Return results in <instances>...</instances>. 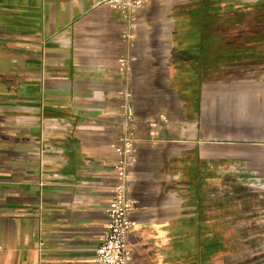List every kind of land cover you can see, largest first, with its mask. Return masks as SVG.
Listing matches in <instances>:
<instances>
[{
	"label": "crops",
	"instance_id": "obj_1",
	"mask_svg": "<svg viewBox=\"0 0 264 264\" xmlns=\"http://www.w3.org/2000/svg\"><path fill=\"white\" fill-rule=\"evenodd\" d=\"M126 31L102 0H0V264H95L126 132V264H264V0H148Z\"/></svg>",
	"mask_w": 264,
	"mask_h": 264
},
{
	"label": "built area",
	"instance_id": "obj_2",
	"mask_svg": "<svg viewBox=\"0 0 264 264\" xmlns=\"http://www.w3.org/2000/svg\"><path fill=\"white\" fill-rule=\"evenodd\" d=\"M102 2L109 4L122 14L127 24V31L124 36L132 39L137 13L148 0H102ZM120 63L122 67L129 69V59L127 57L121 58ZM127 114L130 117L131 111L128 110ZM112 146L117 153L114 164L117 179L112 186L113 194L108 204L109 221L101 242L96 248L95 264H126L131 254L128 233L132 227V222L129 214L134 205L128 198L127 192L129 167L134 161V139L132 134L124 133Z\"/></svg>",
	"mask_w": 264,
	"mask_h": 264
},
{
	"label": "rangeland",
	"instance_id": "obj_3",
	"mask_svg": "<svg viewBox=\"0 0 264 264\" xmlns=\"http://www.w3.org/2000/svg\"><path fill=\"white\" fill-rule=\"evenodd\" d=\"M170 6H171V4H168L167 5V7H170ZM167 7H165V9ZM169 9H171V8H169ZM213 13H214L213 15H215V14L218 13V11L217 12L214 11ZM169 15H171L170 10L167 11V15L164 17V19H167L168 20ZM187 18H188L187 13L186 12L184 13V11H183V13L180 14V16L178 18L176 16L177 24L179 26H182V28L179 29L180 32L177 31V33H176L177 35L178 34L187 35V34H190L191 33L189 27H187L188 26ZM212 22H211V24H213V26H212V29L213 30L211 29L212 30L211 31V35H218L219 34V28H220L218 14H217L216 18H214V16H213ZM169 34H170V32L167 31V29H165V31L163 32V35L168 36ZM235 78L236 77H234V76H228V77H226L225 80L231 81V80H234ZM219 79H220V77H211V81L214 82V83H217L219 81ZM165 81H167V77H165ZM170 81L171 82H168L167 81L166 82V85H164L165 86V88H164L165 91L164 92L152 93L153 103H156L157 106H151V107L148 106V107H146L147 109H150V110H152L153 108H155V110H159V109H167V110H170V109H172V105L174 103V100H176L177 99V96L181 95L182 93H181V91H178V92H176L174 90L172 91L171 90V87L174 86L175 84H178L181 87V89H184V86H183V83L181 81V76L180 77H176L175 75L174 76H171L170 75ZM229 142L230 143H228L227 145L229 147L234 146V148H235V145H236L235 144V141H229ZM247 147L248 148L251 147V144H249V146H247ZM229 160H235V158H230ZM229 167H228L229 172L227 174L235 173L233 171V169L235 167L234 163H231V165H229ZM235 238L236 237L234 235L228 236L229 243H234ZM238 238L240 240L243 239L244 242L246 243V242L253 241V239H256L257 237H253L251 235H243V236H240V237L238 236Z\"/></svg>",
	"mask_w": 264,
	"mask_h": 264
},
{
	"label": "trees",
	"instance_id": "obj_4",
	"mask_svg": "<svg viewBox=\"0 0 264 264\" xmlns=\"http://www.w3.org/2000/svg\"><path fill=\"white\" fill-rule=\"evenodd\" d=\"M201 17H202V14H201ZM198 24H201V25H199L200 27H197L196 33L199 34V35H204V28H203L202 18H201V21Z\"/></svg>",
	"mask_w": 264,
	"mask_h": 264
}]
</instances>
